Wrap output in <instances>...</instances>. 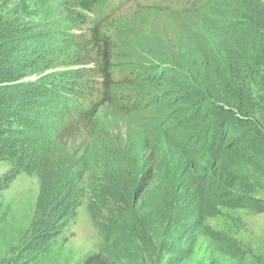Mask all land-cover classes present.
Wrapping results in <instances>:
<instances>
[{"label":"rangeland","instance_id":"374dc122","mask_svg":"<svg viewBox=\"0 0 264 264\" xmlns=\"http://www.w3.org/2000/svg\"><path fill=\"white\" fill-rule=\"evenodd\" d=\"M24 1L34 2L15 0L20 4L16 14L21 24H32L38 18L25 15ZM197 1L206 0H106L103 33L117 43L116 78L142 63L156 65L148 73L158 78L162 67H180L196 77L191 60L180 55L184 40L209 12L220 16L215 0L202 13L181 16ZM4 2L12 8V0ZM63 2L57 1V30L69 25L63 20L67 10L59 8ZM166 6L168 10L162 9ZM10 16L5 20L11 21ZM14 29H7V35ZM191 37L190 44L200 46L194 32ZM160 87L157 106L123 111L126 114L105 106L97 114L98 137L80 135L73 142L69 158L73 165L78 155L73 177L79 187L66 204L78 200L81 205L66 211L57 226L46 225L44 174L48 184L55 185L70 169L61 166L63 160L55 164L53 159L46 170L32 174L19 170L3 153L6 148L0 150V263L40 242L30 264H86L90 255L100 252L111 253L117 264H152L155 253H164L163 264H264V91L257 86L254 120L240 126L232 120L215 121V111L206 108L201 95L196 96L198 102L188 103L167 86ZM12 124L0 120V134ZM233 126V139H244L245 144L237 154L224 144L233 140L221 139V132ZM183 145L185 150L179 148ZM83 157L92 159L87 168ZM251 157H257L259 165H250L245 173ZM236 194L247 196L252 205L235 204ZM140 226L143 237L137 234Z\"/></svg>","mask_w":264,"mask_h":264},{"label":"trees","instance_id":"16d2710c","mask_svg":"<svg viewBox=\"0 0 264 264\" xmlns=\"http://www.w3.org/2000/svg\"><path fill=\"white\" fill-rule=\"evenodd\" d=\"M33 1L23 2L24 12L38 18L37 21L21 24V15L16 14L20 4L12 0L10 8L9 3L5 7L6 2L0 0V120L15 123L4 131L5 135L0 134V150L6 148L3 153L11 156L9 160L16 161L19 170L32 174L46 170L53 159L55 164L63 160L61 166L70 169L55 185L48 184V175L44 174L41 202L49 210L47 226H57L66 211L81 205L78 200H73V205L66 204L79 187L73 177L78 155L73 157V165L69 158L73 155L72 144L80 135L98 137L97 114L105 106L112 105L119 112L128 113L149 109L157 106L160 86H167L188 103L198 102L196 96L201 95L206 108L215 111V121L232 120L240 124L254 120L257 86L264 91V0H215L220 5V16L214 18L209 12L200 27L188 31L180 54L182 59L191 60L196 77L180 67H162L158 78L148 73L158 68L156 65L142 63L120 79L114 74L117 43L103 33L106 0H64L59 7L67 10L63 20L69 25L64 30L55 29L61 26L56 20L61 15L58 0ZM202 2L189 3L181 16L202 13L212 0ZM4 9L7 13H3ZM8 15L11 21L5 20ZM12 26L15 29L7 35L6 30ZM34 29L38 32L30 35ZM193 32L201 40L198 47L190 44ZM62 56L65 59L59 61ZM57 64L62 68L57 69ZM46 70L51 72L45 74ZM126 93L124 100H120L119 96ZM213 116L212 111L211 120ZM234 129L235 126L222 131L221 139L233 140L224 144L237 154L245 144L244 139H233ZM212 132L217 133L218 129ZM255 158L247 160L245 173L250 165H259ZM81 161L87 168L92 159L83 157ZM240 186L244 185L235 188ZM235 196V204L252 205L244 194ZM137 234L145 236L142 226ZM38 244L41 243L23 247L0 264H30L38 253ZM112 256L109 252L94 253L86 264H117ZM164 260V253L159 256L155 253L152 264H163Z\"/></svg>","mask_w":264,"mask_h":264}]
</instances>
